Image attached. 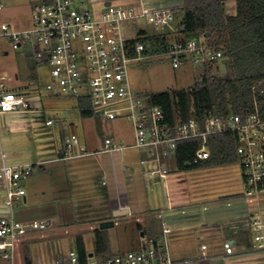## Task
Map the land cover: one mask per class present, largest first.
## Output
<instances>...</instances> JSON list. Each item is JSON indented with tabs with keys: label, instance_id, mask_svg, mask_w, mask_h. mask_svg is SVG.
Returning <instances> with one entry per match:
<instances>
[{
	"label": "built area",
	"instance_id": "obj_1",
	"mask_svg": "<svg viewBox=\"0 0 264 264\" xmlns=\"http://www.w3.org/2000/svg\"><path fill=\"white\" fill-rule=\"evenodd\" d=\"M2 8L0 1V10ZM135 18L145 19L160 37L165 36L164 41L154 46L149 40L125 36L122 22ZM175 18L173 9H153L143 4L134 7L110 2L95 14L87 8H80L76 0H37L31 9V26L13 29L8 23L0 22V37L7 38L14 49L21 46L32 48L35 61L49 68L48 91L75 98L90 97L95 114L110 120L123 116L131 122L133 142L122 145L112 137H105L103 151H118L127 146L144 150L147 156L140 160L144 172L149 177L161 179L168 173L162 156L175 153L179 141L201 137L200 146L191 162H187L196 164L210 155L207 135L232 132L245 195L250 200L260 197L264 195V119L256 107L243 116L232 112L222 114L209 108L202 121L190 116L186 120L174 117L173 123H169L161 106L131 88L128 79L131 60L164 56L173 67L189 61L203 68H216L221 63L226 70L222 50L210 45L203 33L174 41L168 39V30H174ZM163 27L167 30H162ZM5 78V74L0 75V114L18 107H30V101L22 94L4 90ZM51 123V120L46 121V124ZM58 153L63 158L87 154L75 134L65 136ZM6 157L0 142V202L5 208L0 213V264H18L24 242L32 236L44 238L51 223L47 219L23 220L17 216L25 195L22 181L32 174L36 164L10 165ZM252 226L251 249L264 256V220L255 218ZM168 232L169 228L162 222L160 235L156 241L150 238L147 246L105 257L91 252L84 263H80L77 252L71 249L56 257L55 264H174L168 253ZM223 247L226 254L233 253L229 240L223 242ZM36 264L40 263L37 261Z\"/></svg>",
	"mask_w": 264,
	"mask_h": 264
},
{
	"label": "rangeland",
	"instance_id": "obj_2",
	"mask_svg": "<svg viewBox=\"0 0 264 264\" xmlns=\"http://www.w3.org/2000/svg\"><path fill=\"white\" fill-rule=\"evenodd\" d=\"M5 4L0 10V22H6L14 29H24L31 26V9L37 0H1ZM80 8H87L93 13L101 12L105 5V0H76ZM115 5H125V2L110 0ZM3 4V5H4ZM17 4V7H14ZM13 6L15 9L12 10ZM154 9V8H153ZM227 13H234L235 1L230 0L225 4ZM180 16V12L177 13ZM176 17V15H175ZM125 36L137 38L139 30L142 34L151 36L158 35L154 27L147 23L143 18H135L122 22ZM178 22L175 18L173 31L168 30V39L176 40ZM162 28V27H161ZM162 30H167L163 27ZM164 31L163 33H165ZM174 32V34L172 33ZM175 32L177 34H175ZM139 35V36H138ZM141 37H144L143 35ZM30 46H21L14 49L7 38L0 37V75L5 74L7 79L3 80L4 90L22 94L30 101V107H18L16 110L0 114V142L3 151L7 154L6 162L10 165H22L19 163H36L32 174L22 181L26 190L27 200L20 202L22 216L20 219L27 220L32 218L49 219L52 224L58 222L56 227L47 231L44 238L32 236L24 243H28L31 262L38 261L40 264H55V253L59 251L67 254L70 248L74 247V236L76 233L82 234L85 247L90 251L94 250L93 231L90 230V223L93 220L96 207H101L98 202H94V194H90L91 185L89 174L86 171V192L82 197L83 202L77 203L74 196V189L60 192L55 180L41 176V168L49 167L50 161L57 156V151L61 148L65 136L75 134L79 139L90 140L99 144L100 137H115L116 141L122 145L133 142L134 133L131 122L123 116H118L114 120L103 116L98 119L97 124L100 132L94 133L84 126L83 122L87 119L80 115L77 107V98L64 93L55 94L46 89L49 81V68L45 64L37 63L32 55ZM224 67L221 63L218 68H213L212 75H223ZM204 68L201 65L193 64L189 61L173 67L170 60L164 56H153L141 61L131 60L128 63V79L132 90L142 96L150 93H158L165 90L190 88L203 74ZM91 118V117H90ZM85 119V120H83ZM51 120V124H46ZM89 120V119H88ZM81 141V142H82ZM123 164L128 166L129 172L134 173L135 179L140 178L146 182L145 197H147L149 207L154 206L155 201L165 202V192L169 188L163 182L154 184L153 178L145 179L141 171L140 154L141 150L137 147H123L117 153ZM27 162V163H25ZM168 168V179H173L174 185L179 187L186 194L184 213L177 214L179 219L184 221L187 218L196 220V228L183 229V234L195 239V230L201 229V223L207 221L206 218L224 219L229 217H243L250 223L251 234L254 229L252 222L255 218L264 220V195L255 197L252 200L245 195V186L242 178L241 167L238 162L222 166H212L204 168L188 167L179 169L175 160L165 163ZM82 174V175H84ZM172 188V187H171ZM68 192L71 195H68ZM73 193V194H72ZM238 193L239 196L232 194ZM86 196V198H85ZM155 197V198H153ZM2 192H0V201ZM71 204L73 211H69L66 204ZM154 203V204H153ZM193 203L191 206L189 204ZM81 204H84L81 206ZM97 204V205H96ZM61 208L66 211L61 212ZM82 208V209H81ZM4 206L0 202V213L4 212ZM56 210L58 216H52L47 210ZM61 212V213H60ZM50 214V215H49ZM83 217L88 220H79L77 224L71 221V216ZM190 216V217H189ZM76 217V218H77ZM79 219V218H78ZM163 220L166 224L170 223L167 215ZM94 227L99 222H94ZM136 222L130 221L128 224L113 225L107 228L110 246L114 251H127L135 247L136 244L130 241V233L135 235ZM158 231L161 232L160 221ZM67 232V234H64ZM142 245L149 244L148 239L139 236ZM167 239V234H166ZM199 242V241H198ZM73 246V247H72ZM170 246V245H169ZM169 248V247H168ZM21 256L18 257V264H23Z\"/></svg>",
	"mask_w": 264,
	"mask_h": 264
},
{
	"label": "crops",
	"instance_id": "obj_3",
	"mask_svg": "<svg viewBox=\"0 0 264 264\" xmlns=\"http://www.w3.org/2000/svg\"><path fill=\"white\" fill-rule=\"evenodd\" d=\"M107 1L111 2L110 0H105V3ZM116 1H124L126 6L137 7L140 4H143L151 8L173 9L177 22L181 16H178L177 13H182V0ZM3 6H5V4ZM15 6L17 7V4H14V7ZM11 7L12 10L15 9L13 6ZM101 116L102 115L94 114L91 118H85L87 120L83 119L85 120L83 122L84 126H87V129L92 130L94 133L100 132L97 121ZM105 137L109 136L100 137L99 144H96L94 141L90 142L92 139L89 141L86 139L83 141L79 139L80 143L86 149L87 154L85 155L63 158L58 153L59 149L57 151V156L50 161L51 165L49 167H43V165H41L42 163L39 164V167L41 168L40 172H42L41 176L53 181L55 180L56 183L60 181V183H58L59 187L57 188L60 192L69 191L71 189L73 191L74 189L75 192L72 194L78 197L77 203L83 202L82 200L84 199L82 198L84 197L82 196L87 194L85 183L86 174L84 173L87 170L90 171L89 181L91 185L89 188L91 190L89 193L92 195L94 194V202L96 200L99 205H102L101 207H96L95 214L93 215V220H96L89 224L90 230L94 228L93 223L96 221L100 222L106 219H113L114 225H125L134 220L137 228L136 233L135 235L130 233L129 238L132 243L136 244V246L131 249H136L143 246L139 236L145 237L149 242L150 238L160 235V231H158V222L160 221V226L162 222L166 224V221L162 218L164 215H167L168 219H172L169 224H166V226L169 228V232L167 233V245L169 247L168 253L170 258L174 260V264H264V256L251 249L252 234L250 223L243 217L233 216L232 218L229 217L224 219L206 218L207 221L205 220V222L201 223V229L195 230V239L192 238L193 236L190 238L186 236L185 234L187 233L183 234V229L196 228L194 226H196L197 223L195 219L187 218L182 221L179 219L180 217H177V214L180 215V212L184 213L183 208L182 210H179L178 208L184 207L181 204L185 203L183 202V199H186V194L183 190L178 189L179 187L174 185L172 178L166 180L168 179L169 170L164 178H153L152 181L154 184L163 182L164 185H166L167 181L169 188L166 189L165 192V202L157 200L155 201V204L153 203L154 206L149 207L147 201L148 198L145 197L146 193L144 191L147 181L142 182L141 178L139 181V179H135L134 173L129 172L128 166L122 163L120 156L117 154L121 150L103 151V139ZM112 138L116 141L115 137ZM145 156H147V153L144 150H141L140 160ZM173 159L179 168L175 153L162 156L163 166L165 167V163ZM186 165L189 166L187 163ZM141 171L143 172L145 179H148L146 176L147 174L144 172L143 165H141ZM68 195L70 196L71 193L68 192ZM232 195L240 197V194L238 193ZM26 200L27 197L25 190L23 202ZM66 205L68 206V209L70 208V212H74L73 209L71 210L72 206L70 203ZM82 205L84 204H81V206ZM189 205L193 206L194 204L191 203ZM22 208L23 206H19L17 212L20 213L18 216H22ZM60 209L61 212L64 210L66 211L64 207H60ZM47 211L48 213H53L54 211H56V213L59 212L58 209H50ZM56 213L54 212L51 215L59 218ZM159 214L160 216H158ZM76 217L77 216L74 217V214L71 216V221L74 224H77L79 220L86 219L82 216ZM58 222L52 224L50 221L51 229L52 227H56ZM64 234H67V232ZM78 234L79 233H76L75 236ZM80 235L82 236V234ZM225 240H229L232 243L234 249L232 254L225 253L223 247V242ZM203 245L205 248H202ZM71 249L74 248H70L69 250ZM86 250L88 253L94 252L93 250L89 252L87 248ZM110 250L112 253L120 252L112 250L111 246ZM59 255H62V251L61 253L59 251L55 253L56 257Z\"/></svg>",
	"mask_w": 264,
	"mask_h": 264
},
{
	"label": "trees",
	"instance_id": "obj_4",
	"mask_svg": "<svg viewBox=\"0 0 264 264\" xmlns=\"http://www.w3.org/2000/svg\"><path fill=\"white\" fill-rule=\"evenodd\" d=\"M228 1L182 0L177 38L195 37L203 33L208 43L222 50L224 58L228 59L230 74L224 70L221 76L212 75L214 67L205 66L200 79L190 88L147 95L150 102L162 107L169 123H173L174 117L186 120L190 116L202 121L205 110L209 108L222 114L232 112L243 116L256 107L264 119V0H234V13L226 12L225 3ZM143 32L139 30L138 34ZM164 37L146 35L137 39L149 40L158 46ZM77 107L84 118L95 114L90 97L77 98ZM206 143L209 157L188 166L186 163L191 162L195 150L201 144V137L179 141L175 150L179 168H204L237 162L234 133L209 134ZM92 231L94 253L101 257L112 255L107 230L95 226ZM157 237H152L153 241ZM73 248L80 263H84L88 252L80 234L75 236ZM31 259L28 243H24L23 264H31Z\"/></svg>",
	"mask_w": 264,
	"mask_h": 264
},
{
	"label": "water",
	"instance_id": "obj_5",
	"mask_svg": "<svg viewBox=\"0 0 264 264\" xmlns=\"http://www.w3.org/2000/svg\"><path fill=\"white\" fill-rule=\"evenodd\" d=\"M110 2L109 1H107L106 3H105V5H108ZM223 63L225 64V68H226V72L228 73V74H230V70H229V61H228V59H224L223 60ZM114 225V220L113 219H106V220H102V221H100L99 222V224H98V228L99 229H107L108 227H111V226H113ZM91 254V253H90Z\"/></svg>",
	"mask_w": 264,
	"mask_h": 264
}]
</instances>
